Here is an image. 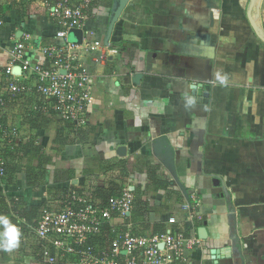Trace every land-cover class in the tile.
I'll return each mask as SVG.
<instances>
[{"label": "crops", "instance_id": "0c3cea01", "mask_svg": "<svg viewBox=\"0 0 264 264\" xmlns=\"http://www.w3.org/2000/svg\"><path fill=\"white\" fill-rule=\"evenodd\" d=\"M113 6L95 0L83 30V43L101 47L80 57L95 77L90 124L81 128L87 138L71 135L61 146V120L35 114V94L9 96L3 123L13 136L1 155L18 171L1 178L0 198L21 199L28 211L59 205L71 187H129L146 202L133 214L136 232L164 224L203 241L185 264H264V0H130L106 44ZM0 17L2 65L17 42L33 65L45 64L44 47L64 44L39 6L0 0ZM8 94L0 71V96ZM148 166L169 190L152 187ZM40 169L46 180L30 185ZM193 196L201 219L189 221L182 206ZM124 225L112 221L116 230ZM6 227L0 222V233ZM32 238L0 248V264H45Z\"/></svg>", "mask_w": 264, "mask_h": 264}, {"label": "built area", "instance_id": "2783aa9c", "mask_svg": "<svg viewBox=\"0 0 264 264\" xmlns=\"http://www.w3.org/2000/svg\"><path fill=\"white\" fill-rule=\"evenodd\" d=\"M19 5L41 7L57 24L55 37L62 46L41 50L45 64H31L25 59V41L10 49L9 62L2 65L8 85V96H0V178L5 177V162L1 156L5 137L13 136L3 123L4 109L10 97L19 94L36 95L35 114L74 122L78 129L90 124L89 109L95 100V77L81 63L82 50L101 49L97 42L76 44L69 33L84 30L95 0H15ZM5 25L0 17V28ZM116 53L117 51H111ZM20 70V74L16 70ZM32 80L34 86H27ZM192 203L182 206L189 221L200 220L201 203L195 196ZM134 191L125 187L104 201L92 187H71L61 203L43 206L34 233L39 242L40 257L45 264H185L203 241L196 232L171 227L164 232L138 233L131 223L135 212ZM115 218L125 222L122 230L112 226ZM170 225L178 223L169 219ZM161 245H163L161 247Z\"/></svg>", "mask_w": 264, "mask_h": 264}, {"label": "trees", "instance_id": "16d2710c", "mask_svg": "<svg viewBox=\"0 0 264 264\" xmlns=\"http://www.w3.org/2000/svg\"><path fill=\"white\" fill-rule=\"evenodd\" d=\"M76 134H78L80 137L78 138V143H82L84 142V140L87 138L88 136V132L84 131L83 129H78L76 127V124L74 122H70V121H61L60 122V129L58 130V136L56 138V143L60 144L61 146L66 145L69 142L70 136L74 135L76 136ZM40 150H38L37 152L39 153ZM34 152V150H33ZM42 163V162H41ZM5 177L8 176L10 178L14 177V173H16L18 170L13 168L11 170V168L9 169L8 166L5 164ZM148 173L152 182V187H154L157 190H169V188L171 187L170 183H168L167 181H162V180H158L157 178V172L156 170H158V168L156 167H150L148 166ZM46 173L47 171L45 170H41L40 171H35V173H33L31 175V177L29 178V183L30 185H35L37 184V182H39L41 180L45 181L46 180ZM1 180V178H0ZM4 180V178L2 179V181ZM114 187L111 188L108 191H101V190H97L96 192L99 194V196H101V198L106 201V198H108L109 196L113 195ZM137 196H136V202H135V210L136 207H140L142 204H145L146 202L143 201L142 198V193L141 192H137ZM13 207V208H12ZM40 209L41 207H34L31 208L30 210H26L25 206L23 205V202L21 199H10V201L8 202L6 199H2L0 198V216H5L8 214H12L14 216V223L15 225L20 228V232L21 235L20 237L24 238V237H28V238H32V235L34 234L33 227L36 224V221L39 218L40 215ZM135 213V212H134ZM133 213V214H134ZM19 221H23V222H19ZM165 229H167L166 225L164 224H159L156 226V232H164ZM178 229V228H177ZM34 239H36V236L33 237ZM32 238V240H33ZM38 252V253H37ZM37 254L36 256L39 258L40 255V247L38 245V250H37Z\"/></svg>", "mask_w": 264, "mask_h": 264}, {"label": "water", "instance_id": "95a60500", "mask_svg": "<svg viewBox=\"0 0 264 264\" xmlns=\"http://www.w3.org/2000/svg\"><path fill=\"white\" fill-rule=\"evenodd\" d=\"M130 2V0H114V6L112 9V14H111V22H110V27H109V33L108 36L106 38V44L109 41L110 38V34L113 30L114 24L115 22L118 20V18L121 16L123 10L126 8V6L128 5V3ZM69 36L73 39V42L76 44H82L83 43V36H84V31L82 29H73L70 31ZM16 72H20L19 69L16 70ZM200 92V91H199ZM164 140H159L158 144L156 146L157 150L162 149L163 145H164ZM200 235L206 236V230L204 228L200 229ZM163 245H161L162 247Z\"/></svg>", "mask_w": 264, "mask_h": 264}, {"label": "clouds", "instance_id": "9594fccd", "mask_svg": "<svg viewBox=\"0 0 264 264\" xmlns=\"http://www.w3.org/2000/svg\"><path fill=\"white\" fill-rule=\"evenodd\" d=\"M0 222L7 225L5 231L0 233V248H3L5 251H11L18 247L21 232L16 225L10 224L6 216H0Z\"/></svg>", "mask_w": 264, "mask_h": 264}, {"label": "rangeland", "instance_id": "374dc122", "mask_svg": "<svg viewBox=\"0 0 264 264\" xmlns=\"http://www.w3.org/2000/svg\"><path fill=\"white\" fill-rule=\"evenodd\" d=\"M4 119V118H3ZM77 127V126H76ZM78 128V127H77ZM11 140V138L8 136V137H5V141H8V140ZM2 151V150H1ZM2 156V155H1ZM2 158H3V156H2ZM70 188H68V190H69ZM61 198V197H60ZM41 209H42V207H41ZM41 209H40V211H41ZM35 227H36V224H35V226L33 227V232H34V229H35Z\"/></svg>", "mask_w": 264, "mask_h": 264}]
</instances>
